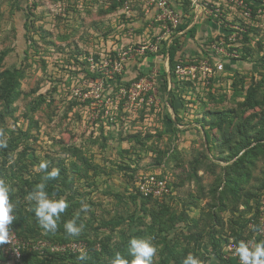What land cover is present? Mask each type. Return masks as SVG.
I'll return each mask as SVG.
<instances>
[{
  "label": "rangeland",
  "instance_id": "1",
  "mask_svg": "<svg viewBox=\"0 0 264 264\" xmlns=\"http://www.w3.org/2000/svg\"><path fill=\"white\" fill-rule=\"evenodd\" d=\"M195 1L167 0L169 14L146 0H0V179L23 238L84 242L72 255L102 264L130 263L132 238H152L153 264H240L239 242L264 240V105L244 106L251 91L264 100V0ZM42 161L70 173L49 195L69 205L50 233L26 199L50 185ZM149 175L171 197L141 198Z\"/></svg>",
  "mask_w": 264,
  "mask_h": 264
},
{
  "label": "clouds",
  "instance_id": "2",
  "mask_svg": "<svg viewBox=\"0 0 264 264\" xmlns=\"http://www.w3.org/2000/svg\"><path fill=\"white\" fill-rule=\"evenodd\" d=\"M6 147L5 141H0V148ZM48 161H42L37 167V172H45V179H55L59 170L53 168L51 172H47ZM45 184L41 183L35 186V189L30 192L26 199L35 202V218L40 229L46 233L55 232L57 222L61 215L68 208V202L63 198L56 200L50 199L45 191ZM10 185L5 180L0 179V244L7 242L9 226L15 220L14 205L9 198ZM89 206L85 203L81 204L80 211L87 212ZM66 232L70 236H78L82 225L76 226L75 219L68 221L64 225ZM128 255L132 257L130 264H153V258L157 253V247L152 243L151 237L132 238L129 241ZM235 255L238 256L240 264H264V240L256 242L254 240H241L236 247ZM83 257H81L82 259ZM110 264H129V261L124 259L117 253L110 261ZM183 264H201V261L192 254L187 255Z\"/></svg>",
  "mask_w": 264,
  "mask_h": 264
},
{
  "label": "built area",
  "instance_id": "3",
  "mask_svg": "<svg viewBox=\"0 0 264 264\" xmlns=\"http://www.w3.org/2000/svg\"><path fill=\"white\" fill-rule=\"evenodd\" d=\"M148 4H155L162 10H166L171 14V11L167 8V0H146ZM233 1V0H231ZM238 1V0H234ZM192 5H196L195 0H191ZM239 2L244 3L243 0ZM214 16L218 17L220 9H213ZM175 27L179 24V19H172ZM137 194L141 198L153 199L158 202H163L168 199L172 194V188L168 182L158 176L149 175L142 177L136 184ZM28 252H36L40 255L45 252L56 254H74L83 255L87 253V244L84 242L71 243L68 245H53L51 241L46 239L39 240H25L22 239L17 231L9 226V232L7 235V242L0 244V256L7 259L8 264H26L24 262V256Z\"/></svg>",
  "mask_w": 264,
  "mask_h": 264
},
{
  "label": "trees",
  "instance_id": "4",
  "mask_svg": "<svg viewBox=\"0 0 264 264\" xmlns=\"http://www.w3.org/2000/svg\"><path fill=\"white\" fill-rule=\"evenodd\" d=\"M184 26L187 28L189 25L186 24ZM185 27L181 26L180 29H185ZM191 31H192L191 34H194L195 28H192ZM246 39H247V36H246ZM174 49L176 50V48H174ZM172 51H173V47L170 50V59H171V63H174V60H175L178 52L177 51L172 52ZM263 105H264V100L257 99L255 97V95L252 93V91L249 93L247 100L244 103V106H246L247 108L263 106ZM260 123H262V126L264 128V118H262ZM247 138H248V134L245 133V135L243 136V139L245 140ZM257 141H259V142L264 141V133H261V132L259 133ZM250 145H251V143H250V141H248V143H247V145H245V147H247L249 149ZM239 162L245 163V162H247V160H245L243 157H241L239 159ZM88 168H91V165ZM58 170H59L58 176L55 179H51L50 185L45 187V191L48 193V195H52V194L59 195L63 192L64 188H67V186H69V180H70L69 170L66 169V167H63L62 169H58ZM87 173H88V170L86 171V175H82L80 178H85L87 176ZM72 174H75V173L72 171ZM59 183H61V184L59 185ZM31 187H32V185H31ZM146 200H151V199H146ZM16 220H18V221H14V225L16 224L17 226H20L22 228L21 232H18L16 230L17 233L19 234V236L22 239H25L26 237L23 238L22 234L31 235L30 231L27 230L26 227L24 226L25 222L23 221V218H18ZM11 226H12V228L14 227L13 225H11ZM25 240H28V239H25ZM33 240H35V239H33ZM48 241H50V240H48ZM216 246H217V241L214 242V247H216ZM67 257H68V260L71 261L70 264H102L101 263L102 259H101L100 254L93 255V257H91L92 259H90V261H88L84 258L83 259L80 258L78 260V257L73 256V255H63L62 256L60 254H56V253L53 254L50 252H45V254H43V255H40L36 252H28L24 256V262L26 264H65ZM111 257H113V256L111 255Z\"/></svg>",
  "mask_w": 264,
  "mask_h": 264
},
{
  "label": "crops",
  "instance_id": "5",
  "mask_svg": "<svg viewBox=\"0 0 264 264\" xmlns=\"http://www.w3.org/2000/svg\"><path fill=\"white\" fill-rule=\"evenodd\" d=\"M171 2L173 1L174 3H175V5L177 6L178 5V7H180L181 5L179 4L180 2H181V0H170ZM177 3V4H176ZM211 20V19H210ZM196 26L194 25V28H195ZM197 28V27H196ZM196 28H195V31H196ZM7 264H8V262H7Z\"/></svg>",
  "mask_w": 264,
  "mask_h": 264
}]
</instances>
